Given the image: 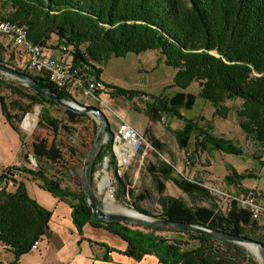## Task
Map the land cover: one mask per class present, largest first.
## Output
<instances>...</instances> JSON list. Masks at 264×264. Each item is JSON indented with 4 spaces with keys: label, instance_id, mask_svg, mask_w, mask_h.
<instances>
[{
    "label": "trees",
    "instance_id": "1",
    "mask_svg": "<svg viewBox=\"0 0 264 264\" xmlns=\"http://www.w3.org/2000/svg\"><path fill=\"white\" fill-rule=\"evenodd\" d=\"M0 9L5 12V15L0 12V19L26 26L28 38L34 43L47 46L55 39L57 47L68 46L72 67L88 66L97 80L103 81L104 70L96 64L106 63L113 56L158 51L157 61H163L175 70L170 86L174 88L173 92L148 94L103 81L105 87L117 94L149 96L152 121L161 120L163 113L182 119L183 127L175 131L181 148H186L196 133L197 148L209 151L211 145L217 151L234 155H242L243 147L232 139L215 135L210 124L207 127L200 125L196 119L186 117L183 110H192L198 98L210 102L216 111H220L227 100H240L236 109L240 126L246 139L255 146L252 157L263 162L264 0H0ZM0 62L4 63L1 57ZM22 72L62 99L76 101L66 88H60L49 79L27 70ZM196 82L200 87L197 94L188 91ZM2 87L9 88L18 96L10 103L0 94L3 113L15 130L21 131L17 123L20 115L13 110L20 109L26 115L33 105L39 104L42 106L41 122L53 131L52 138L33 134L29 144L22 136L23 159L29 163V154H32L36 167L13 165L0 174V182L12 180L14 183L13 189L7 184L0 185V244L13 253L11 264H17L21 256L31 251L35 241L49 234L52 217L50 210L29 195L24 182L15 181L12 174L16 171L32 175L41 180L43 188L67 199L71 203L73 223L81 236L86 224L103 227L124 240L127 243L124 253L138 261L150 254L163 264H261L245 246L234 241L174 231L186 235L193 243L172 242L156 234L165 230L162 228L136 223L138 228H133L130 222L95 218L82 181L79 189L70 188L63 184V175L58 171L70 164L66 148L71 156L77 154L76 149L69 147L60 137L62 130L71 134L72 126L50 114L48 106L59 104L23 83L14 86L0 76V90ZM100 92L97 91V95ZM64 111L72 123L82 117L90 118L89 113L67 108ZM98 127L95 122L96 131ZM108 132L110 137L96 155L92 173L103 158L112 153L110 124ZM155 144L160 145L158 141ZM47 165L54 166L57 174L49 176ZM226 167L229 170L226 182L239 188L238 195L246 190L242 184L245 179L258 177L251 170L238 172L231 164ZM150 170L158 179L162 217L249 237H254L252 234L263 228L250 211L240 207L234 199L226 210L221 211L205 205L190 206L181 198L164 194L165 183L161 179L172 181L190 195L207 196L208 189L190 179L174 177L173 166L169 163L152 166ZM118 179L119 195L125 196L126 185L119 176ZM102 245L111 251L106 244ZM105 259H108L107 255Z\"/></svg>",
    "mask_w": 264,
    "mask_h": 264
},
{
    "label": "rangeland",
    "instance_id": "2",
    "mask_svg": "<svg viewBox=\"0 0 264 264\" xmlns=\"http://www.w3.org/2000/svg\"><path fill=\"white\" fill-rule=\"evenodd\" d=\"M4 13L2 12L3 15H5ZM53 42L56 44L57 40L53 39ZM8 47L10 52H7L4 63L21 71H28V63H25L22 58L21 60L16 59L17 53L20 52L17 50V47L12 42H10ZM58 48L60 50V47ZM60 52L62 51L60 50ZM62 53L66 57L64 59L68 57L72 59L71 53ZM159 56L158 51H147L139 54L129 53L125 57L113 56L106 63L96 65L103 68L105 78L103 81L107 84L126 89L140 90L155 95H159L162 92L171 93L174 91V88L170 86L173 83L175 70L166 66L163 61H157ZM71 59V62H67L68 64L72 63ZM69 67L74 72L75 79H79L81 82V85H78L76 80V82L73 81L71 83L72 95L76 102L102 109L109 120L112 136L114 132H117L120 123L127 121L145 138L146 142V148L135 157L129 168L119 176L126 185L125 196L119 195L118 176L113 179L111 185L105 186V189L102 191H99L93 183L102 209L119 213L106 200V195L109 191L113 195V203L115 205L133 209L145 215L162 217V206L158 202L161 195L158 190V179L150 170L152 166H159L161 163H169L173 166L174 177L190 179L208 189L207 196L190 195L181 190L172 181L161 179L165 183L164 194L181 198L190 206L205 205L216 207V209L221 211L227 209L230 203L229 195L236 196L239 190L237 186L229 185L226 182L225 177L229 172L226 167L227 164L233 165L238 172L251 170L258 175L257 178L245 179L243 181L246 185L244 186L245 188L253 186L264 188V157L262 159L263 162L252 157L255 146L251 141L246 139V135L240 126V118L236 113V109L240 106V100H227L220 108V111H216L210 102L198 98L195 107L192 110H183V114L186 117L196 119L204 127L210 124L212 127L211 132L215 135L232 139L235 143L243 147L244 153L242 155L222 153L212 148L211 145L208 147L209 151L199 149L196 147V133L192 135L188 146L181 148L178 145L175 131L183 127L184 122L182 119L163 113L161 120L152 121L149 117L151 107L148 104L151 98L143 94L122 95L117 94L114 90L107 87L102 89L99 96L86 94L84 92L86 88L85 82L88 77H94L93 70L88 66L74 69L72 64H69ZM0 76L7 83L14 86H20L22 83L20 80L2 72H0ZM199 88V84L196 82L190 86L188 91L197 94ZM0 94L4 95L10 103L18 99V96L9 88L2 87ZM48 107L53 117L62 120L64 123H69L72 126L71 134L62 130L60 137L69 147L72 146L76 149L77 154L71 156L69 149L66 148L70 164L66 168H62L63 170L58 171L63 175L64 185L73 189H79L84 161L98 132V130H95V122L99 124V120L96 114L89 113L90 118L82 117L78 119V122L72 123L67 120V114L62 106L49 105ZM41 110L42 106L39 104L33 105L30 112L26 115L22 114L20 109L13 110V113L17 112L20 115L17 123L27 144L31 142L33 134H39L49 138L53 136V131L41 122ZM27 118H30L31 121V128L28 130L23 128V121ZM128 118L134 120V123H130L127 120ZM108 136L109 134L103 144L108 140ZM156 141L160 145L157 146L155 144ZM27 148L29 147L27 146ZM29 161L28 164L30 167H36L37 163L32 154H29ZM46 169L47 174L51 177L57 174L54 166L47 165ZM139 209L145 210L146 213ZM263 221L259 222V225L263 226V228L253 233L252 236L254 237L252 238L264 240ZM131 227L138 228L134 223H131ZM101 228L104 229L103 227ZM140 229L144 230L143 227H140ZM156 234L172 242L182 240L183 243L184 241L190 244L193 243L186 235L172 230L165 229L164 231H157ZM112 236L115 238L118 237ZM118 238L121 240L120 237ZM111 244H107V246L112 254L114 249L117 251L118 249L110 246ZM101 246L104 247L105 251L108 250L105 246ZM245 247L261 263L256 248L253 247L256 250L255 252L250 248L251 246ZM8 250L0 244V264H11L13 262L11 261L12 258H10ZM146 264L163 263L157 257H154L151 260L148 258Z\"/></svg>",
    "mask_w": 264,
    "mask_h": 264
},
{
    "label": "crops",
    "instance_id": "3",
    "mask_svg": "<svg viewBox=\"0 0 264 264\" xmlns=\"http://www.w3.org/2000/svg\"><path fill=\"white\" fill-rule=\"evenodd\" d=\"M10 42L12 41L9 38L1 39L2 54L0 57L4 60L7 52H10L8 47ZM54 44L53 39L48 42V45L43 48V54L71 62L70 57L64 59L65 56ZM17 50L20 52L17 53L16 59L21 60L22 58L25 63L28 62L25 50L22 47H17ZM102 79L105 80L104 72ZM127 120L134 123V120L130 118ZM22 136L21 131L15 130L7 121L0 103V174L5 168L13 165L30 167L23 159ZM12 176L17 183L24 182L29 195L42 207L52 212L49 234L41 238L37 250H31L21 256L17 264H146L148 258L150 260L156 258L155 255L149 254L140 261L134 259L124 253L127 248V243L124 240L115 238L112 236L114 234L106 229L94 227L91 224L84 226V233L81 236L73 223L72 207L67 199H62L49 192L42 187L41 180L26 172L16 171ZM242 184L246 186L244 182ZM102 244H111L110 246L117 248L118 251L114 250L111 255H108V250L105 251ZM8 252L12 258L11 261H14L13 253L10 250ZM106 255L108 256L107 260L105 259Z\"/></svg>",
    "mask_w": 264,
    "mask_h": 264
},
{
    "label": "built area",
    "instance_id": "4",
    "mask_svg": "<svg viewBox=\"0 0 264 264\" xmlns=\"http://www.w3.org/2000/svg\"><path fill=\"white\" fill-rule=\"evenodd\" d=\"M9 38L15 47H22L28 55V72L33 75L41 76L49 79L52 83L60 88H66L71 94L73 81H77L81 85L79 79H75L74 72L70 69L69 64L57 57L47 56L43 54L44 46L40 43H34L28 38V30L26 26L9 25L6 19H0V56L2 54L1 39ZM62 52H70V48L66 45L59 46ZM75 81V82H76ZM84 92L86 94L97 95V91L105 88L102 80H97L95 77H88L85 82ZM29 129L31 126H24ZM117 134L119 135L118 153H110L103 158L102 163L92 173L93 183L99 191H102L101 184L107 182L105 186L111 185L113 179L121 176L125 172L135 157L146 148L145 138L127 121L120 123ZM111 158L113 160L111 161ZM33 159V158H32ZM14 186L12 180L0 182V185ZM104 186V187H105ZM230 201L236 200L238 205L250 211L253 219L258 222L264 220V188L247 187L246 190L236 196L229 195ZM264 222V221H263ZM41 239L32 247L31 250H37L40 246ZM111 254V251L108 252Z\"/></svg>",
    "mask_w": 264,
    "mask_h": 264
},
{
    "label": "water",
    "instance_id": "5",
    "mask_svg": "<svg viewBox=\"0 0 264 264\" xmlns=\"http://www.w3.org/2000/svg\"><path fill=\"white\" fill-rule=\"evenodd\" d=\"M0 72L4 74H8L20 80L24 85H26L33 91L43 95L45 98L49 100L55 101L64 108L71 109L73 111H77L81 113L96 114L99 120L98 121L99 129L95 141L84 161L82 174H81L82 188L88 197V203L93 209V216L95 218L103 221H122V222L136 223L140 225L157 227L172 231L194 232L199 234L210 235L228 241H234L243 246H251L256 248L257 254L261 259V264H264V242H262L259 239H255L247 235H238L218 229H211L206 226L197 225L185 221H175L164 217L145 215L143 213H142V217H131L123 213L109 212L102 209L100 206L99 199L97 198V194L94 190L92 167H93L94 159L98 154L101 145L103 144L107 135L109 134L108 132L109 120L105 115V113L103 112V110L96 106L80 104L73 100L62 99L58 94L44 89L32 76L16 68H13L3 62H0Z\"/></svg>",
    "mask_w": 264,
    "mask_h": 264
},
{
    "label": "bare ground",
    "instance_id": "6",
    "mask_svg": "<svg viewBox=\"0 0 264 264\" xmlns=\"http://www.w3.org/2000/svg\"><path fill=\"white\" fill-rule=\"evenodd\" d=\"M9 25L20 26V25L12 23L10 21H9ZM24 125L25 126H30L31 125L30 118L25 119ZM109 137L110 136H108V139H109ZM111 149H112V153H118V149H119V135L117 134V132H114V135L112 136V147H111ZM106 184H107V182L103 181L102 184H101V188L105 189L104 186ZM1 186L3 187L4 185H1ZM6 186H8V185H6ZM106 200H107V202L110 203V206H112V208L115 207L119 211V213H123V214L131 216V217H142V213H140V212H138L136 210L128 209V208H125V207H120L118 205H115L113 203V201H114L113 195L109 191L107 192ZM38 242H39V240L35 241L32 247L36 246V244ZM250 248L253 251L256 252V250L253 247H250Z\"/></svg>",
    "mask_w": 264,
    "mask_h": 264
}]
</instances>
